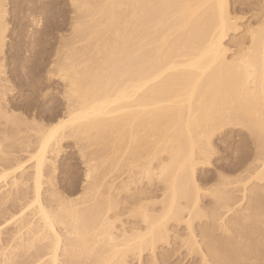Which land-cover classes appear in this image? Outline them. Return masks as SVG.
Returning <instances> with one entry per match:
<instances>
[{
  "label": "bare ground",
  "instance_id": "bare-ground-1",
  "mask_svg": "<svg viewBox=\"0 0 264 264\" xmlns=\"http://www.w3.org/2000/svg\"><path fill=\"white\" fill-rule=\"evenodd\" d=\"M70 3L75 14L72 36L63 40L60 51H56L58 58L46 72V81L64 82L65 105L63 113L52 114L43 123L28 121L14 109L10 111L13 106L9 108L5 98L12 89L3 79L1 54L8 29L5 0H0V121L5 122H0V139L6 142L9 137L25 133L11 140L17 145L15 148L25 149H20L22 154L29 153L26 162L32 163L27 173V164L19 161L20 156L16 158L12 152L9 156L0 149V162H14V169L7 166L10 171L0 168V180L11 176V190L5 189L1 194L5 185L0 188V203L9 197L15 203L27 199L28 190L24 189V194L22 188L30 187V197L20 205L16 218L12 216L15 228L10 240L15 245L14 249L9 246L11 252H20L12 257L25 259L14 261L7 246L0 245L1 261L59 264L62 257L63 264H126L129 255L139 259L147 250L153 264H167V254L158 262L154 251L158 243H167L166 226L173 222L185 226L187 236L181 244H185L188 254L200 255V264H261L264 19L256 27H245L241 39L228 41L229 33L240 28V18L231 13L229 0ZM31 23L34 28L39 27L40 19L32 18ZM230 47H236V51ZM230 127L249 133L254 154L235 170L239 172L235 177L218 175L216 184L203 190L195 172L210 163L214 152L212 137ZM66 139H72L81 151L84 149L79 151L87 159L86 165L89 163L87 173H95L107 162L105 170L99 169L102 178H94L92 173L91 177L85 175L92 182L87 180L81 196L74 200L62 196L54 187L55 164ZM86 141L101 144L100 150L87 153ZM158 154H165L162 158L166 160L153 166ZM119 160H126L136 172L117 188L115 180L104 181V176L108 168H118ZM138 175L149 179L155 175L163 183L162 198L151 201V205L159 204L161 211L156 216L150 213V205L141 203L145 199L143 191L125 198L138 208L139 212L136 207L129 212L138 214L144 226L122 225L117 230L114 224L118 223L115 216L119 213L113 211L122 205L117 196L128 193L130 185L141 180ZM43 180L50 186L46 200L42 198ZM237 192L241 195L236 196ZM203 193L210 198L208 214L199 205ZM205 217L209 223L200 227L197 237L193 222Z\"/></svg>",
  "mask_w": 264,
  "mask_h": 264
},
{
  "label": "rangeland",
  "instance_id": "rangeland-1",
  "mask_svg": "<svg viewBox=\"0 0 264 264\" xmlns=\"http://www.w3.org/2000/svg\"><path fill=\"white\" fill-rule=\"evenodd\" d=\"M70 2L71 0H5V9H6L5 19H6L8 30L6 31V35H5V40H4L5 48L3 47V54H1V60H2V64L4 65V72H5V75H3V79H7L8 83L5 81H3L2 83L4 84L5 82V84L9 86L10 89H12V92L10 93L7 92V96L5 97L6 99H8L7 102L10 104L9 108L13 106V108L12 107L10 108V111L14 109L12 111H15L19 114L21 113V115H23V118L25 117L26 120L28 121L29 120L31 121V119L32 120L36 119L37 121L39 120L41 122L43 121V123L44 122L47 123L48 119L50 118L52 114H59L60 112L63 113V107L65 105V102H64V99H62L63 98L62 93H63V87H65V84L63 86L64 82L62 81L63 82L62 83L59 78H57L59 80L52 79V81L50 82L46 81V72L52 69L53 62L58 58L56 51L61 48V45L63 44V40L65 41L66 38L69 39L72 36L71 35L72 28H73L72 22L74 19L73 17H75V14L73 12V7ZM229 8L233 16L240 18L239 20H237V27L238 28L240 27L239 28L240 30L238 29V31L237 32L235 31V33L230 32L229 37H228L230 39H228V41L241 39L243 30L245 27H248V26L256 27L257 23H259L260 20L264 19V0H229ZM32 18H36V20L40 19L39 27L34 28V26L31 23ZM230 48H232L231 49L232 52L236 51L235 49L236 47L235 48L230 47ZM31 100L32 102L35 101L36 104L30 102ZM0 122H2L3 124L4 121L1 120ZM1 128H3L2 125H1ZM8 133H10V135L12 134L11 136H13L14 134L12 131L11 132L8 131ZM22 133L23 132H21L20 135ZM24 134L25 133H23L22 135L25 136ZM14 137H11V138H14ZM21 137L16 136L15 138L19 139ZM11 138H10L11 145H9L10 141L7 140L8 142L7 141L4 142L3 140L2 142V140L0 139V142H1L0 144L2 145V146L0 145L1 146L0 149H4L1 151H6L4 153L8 154L9 156L11 155L13 156L15 153L16 156L15 155L14 156L16 158H17V155L20 156L18 157L19 161L22 162L23 165L27 164L25 165V167H27L25 171L27 169L29 170L30 169L29 167H31V164H32V163H29V161L26 162V159L29 160V153L22 154L21 152L22 148H20L21 150L17 147L15 148V146L17 145L14 146L12 144L13 141L11 140ZM252 140L253 139L249 135V133L245 131V129H242V128L240 129L239 127L238 128L230 127V128H226L222 130L219 133L217 132L212 137V140H211L212 147L214 148L213 149L214 152L211 154L212 156L210 157V160H209L210 163L206 165V167L204 166L202 168L197 169L195 172V178H197L196 181L199 184V186L203 190H205V188L208 189L212 187L213 185H215L217 182V179H219L218 178L219 176H223V177L226 176L230 179L235 177L239 173L238 171H235V170L240 166V164L245 163L247 159H249V157H251L254 154L255 148H254V144ZM86 142H85V148L87 147L86 149L87 153L91 152V150L92 151L93 150L96 151L98 149L100 150L101 148V144L98 145L97 143L91 142V143H94V145L93 144L91 145L90 141L87 142V144ZM62 145H63L62 153L57 158V161L55 164L56 171L54 174V177H55L54 187L56 186L55 187L56 190L59 193H62L61 194L62 196L66 198L68 197L69 200L70 199L74 200L75 198H78L81 196L79 194L81 193L83 188L86 186L85 184L87 183V180H89L88 183L91 184L90 182H92V179L91 180L90 178L87 179V177H91L92 175L90 176V174L92 172L90 173V171H88L87 173V169H88L87 167H89L87 165H89V163L86 165L85 161H87V159H85L84 156L81 157L83 154V153L81 154V152H83L84 150L83 148H81L83 149L82 151L80 150V148H77L79 145H76V143L72 139H66L62 143ZM24 150L25 149H23L22 151L24 152ZM7 151L10 153H7ZM84 154H86V152ZM158 155H162V154H158ZM158 155L155 156L157 159L156 161L153 158L152 162L155 161L154 163H152V165L155 164L153 166H156L157 161L160 162L161 160L162 161L166 160L162 158V157H166L165 154H163L161 158ZM85 156L87 157L88 154ZM123 156L127 158L126 155H123ZM116 157L118 158V156ZM118 159L121 160V158H118ZM120 160H119L120 164L118 163V166H117L118 168L117 169L114 168V171L113 169H110L109 171V168H108L107 176L106 175L104 176L106 180H104V177H103V180L107 182L109 180H111V182L115 180L116 182V179H117L118 181L116 183L113 181L114 187L115 186L120 187L119 183L121 184L122 182L125 183L129 179V177L132 176L134 172H136L135 168H130L129 167L130 165L126 164L125 161L127 159L123 160L124 162L122 163L120 162ZM117 161L114 160L116 164H117ZM1 163H3L4 165ZM9 164H10L9 161H6V164L5 162H0V168L4 167L3 170H7L8 169L7 166ZM12 164H14L13 161L9 165L10 170H11ZM92 164H94V162ZM105 165L107 166V162L105 163L104 161V164H101L100 165L101 167L99 169L101 171L102 169L105 170L106 169ZM119 165L122 167L120 168ZM12 168H13V165H12ZM99 169L95 173L94 172L92 173L94 178L95 176L97 178L100 175L101 171ZM10 170L8 169V171ZM26 172L29 173L30 170ZM86 174L89 176H87ZM10 177L11 176H9V179L8 177L7 179L5 178L6 180L4 179L0 180V185H1L0 188L3 187L4 185L6 187V188L4 187L3 189L1 188L2 189V192L0 191L1 194L4 192L5 189L9 188V182L11 179ZM138 177H140L141 180L138 183H136L137 186L135 184L130 185L131 190L128 193L123 192V193H120L119 196H117L118 198H120L118 200H120L122 203V205L121 203H119L121 206H117L118 207L117 210L113 211L119 214L121 213L120 215L118 214L119 216L118 215L115 216V217H118L120 220L119 221L117 219L118 221L116 222L118 223L114 224L115 228L117 226L116 228L117 230L121 229V227L123 226L124 228L125 227L130 228V226L133 224L135 225L137 224V226L141 228H143L144 226V224L141 221L142 219L139 217L137 212H136L137 214L136 216H133V214L135 213H132V211L129 212L136 206L131 204L129 200L128 202L125 201L126 200L125 198L128 199V197L132 195H136L137 193L143 191L145 199H143L141 203H144L145 205L149 204L150 205L149 207L152 209L150 213H152L154 216L158 215L161 211L160 205L159 204L151 205L152 203L151 201L158 202L162 198V195L165 192L163 188L164 187L163 183L160 184V180L155 175L152 176L151 179L144 177V175L143 176L138 175ZM155 178H157V180ZM152 179L154 180V182ZM43 181H44L43 182L44 184L42 186V189H43L42 198L43 200H46L47 194L49 193L47 188L48 187L50 188V186H47V181L45 180ZM117 188L115 190H119ZM8 190L10 191L11 189L9 188ZM23 190L24 191L28 190V192H30V187L28 189H26V187H23L22 191ZM24 191L23 193L25 194ZM28 192H27V195L30 197V194ZM205 193L201 195V201L199 205L202 210L204 209L203 210L204 213L208 214L210 210V202H209L210 198H208L206 196L207 194L205 195ZM12 194L13 193L11 192L10 195ZM235 195L240 196L241 194L237 192L235 193ZM28 196H26L27 199L29 198ZM12 199L13 198L9 197V199L6 202L0 203V227H1L0 229L2 230V232L0 230L1 232L0 242L3 244L2 245L0 243V245L2 248H5V246L8 247V248L6 247L5 249H8L7 253L9 254V257L11 258L14 257V261L19 260V259L21 261L22 259L24 260L25 257L16 256L15 258L14 255L13 257L11 256L14 253L17 254V252L18 254H20L19 251L13 252V250H12L13 252L12 253L11 248L9 247V246L15 245V241L10 240L13 235L12 233L13 229L15 228L13 225L14 223L12 222L13 223L12 224L11 221H13L14 218H16L15 216L18 214L19 209H21L20 205L22 206V204L27 199L25 200L23 199L24 202L20 200V201H17L16 203L13 202L14 200L12 201ZM112 199L114 198L112 197ZM122 199L123 200L125 199V200L123 201ZM118 200L117 201L115 200V201L118 202ZM134 209L135 210L137 209L138 211L137 207ZM205 210L207 211L205 212ZM141 211L143 210H140V212ZM109 215L111 216V218H113L112 215L114 214L111 213ZM12 216H14V218ZM208 223H209V219H207L206 217L200 218V219L197 218L194 220L193 227H194L195 234L197 235V237H198L199 230L203 227V225L208 224ZM175 224L176 223L169 222V224H167L166 226L167 229L169 230V233H168L169 238H168L167 243L160 242L156 245V248H155L156 250L154 251V253L155 255H157L156 258H158V262H159L160 257H162V255L167 254L168 256L167 258L168 260L166 262L167 264H200L199 263L200 255L199 254L197 255L194 252L192 254L191 253L188 254L187 253L188 249L186 250V247H184L185 244L182 245L183 244L182 240L186 239V236H187L186 235L187 230L185 226L182 223L176 224V225ZM10 241H12L13 244ZM29 253H31V251ZM21 254L23 255V253ZM24 256H27V255L24 254ZM135 257L136 256L131 257V255H129V257H127L128 260L126 259L127 260L126 264H153L150 259L151 258L150 252H147V250L143 252V254L139 257V259ZM60 259L63 261L62 257ZM61 260L59 264L60 263L63 264ZM2 263L4 262H2L0 259V264ZM6 263L7 262H5L4 264ZM86 263L90 264L89 262H86ZM159 264L161 263L159 262ZM261 264H264V258H262Z\"/></svg>",
  "mask_w": 264,
  "mask_h": 264
}]
</instances>
